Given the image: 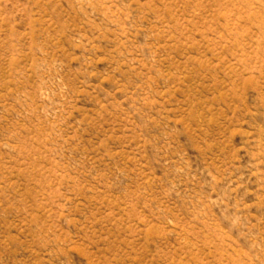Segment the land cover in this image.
<instances>
[{
	"label": "rangeland",
	"instance_id": "1",
	"mask_svg": "<svg viewBox=\"0 0 264 264\" xmlns=\"http://www.w3.org/2000/svg\"><path fill=\"white\" fill-rule=\"evenodd\" d=\"M0 264H264V0H0Z\"/></svg>",
	"mask_w": 264,
	"mask_h": 264
}]
</instances>
